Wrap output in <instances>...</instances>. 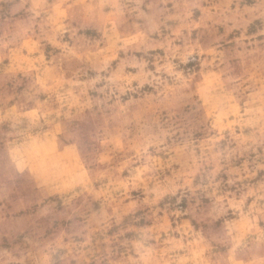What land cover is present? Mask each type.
Instances as JSON below:
<instances>
[{"label": "rangeland", "instance_id": "rangeland-1", "mask_svg": "<svg viewBox=\"0 0 264 264\" xmlns=\"http://www.w3.org/2000/svg\"><path fill=\"white\" fill-rule=\"evenodd\" d=\"M0 264H264V0H0Z\"/></svg>", "mask_w": 264, "mask_h": 264}]
</instances>
